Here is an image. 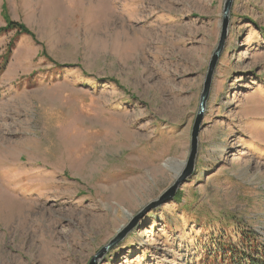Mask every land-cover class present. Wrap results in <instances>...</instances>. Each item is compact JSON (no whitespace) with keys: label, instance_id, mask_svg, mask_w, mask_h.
Listing matches in <instances>:
<instances>
[{"label":"rangeland","instance_id":"374dc122","mask_svg":"<svg viewBox=\"0 0 264 264\" xmlns=\"http://www.w3.org/2000/svg\"><path fill=\"white\" fill-rule=\"evenodd\" d=\"M225 3L0 0L33 34L0 36V264H91L175 183ZM198 144L95 264H264V0L233 1Z\"/></svg>","mask_w":264,"mask_h":264},{"label":"water","instance_id":"95a60500","mask_svg":"<svg viewBox=\"0 0 264 264\" xmlns=\"http://www.w3.org/2000/svg\"><path fill=\"white\" fill-rule=\"evenodd\" d=\"M234 0H226L225 7H224V17H223V24H222V35L220 39L219 46L217 50L215 51L210 65L208 74L206 77V81L204 84V89L201 94L200 98V107L198 111L197 118L195 120L192 134H191V151L188 157V161L184 164L183 169L179 173L178 177L176 178L175 183L168 188L156 201L152 202L150 205H148L146 208H144L135 218L134 220L128 225L123 232H120L116 238H114L108 245H106L104 248L101 249V251L92 259L91 264H95L96 261L104 256V254L112 248L114 245L119 243L126 235L127 233L131 232L138 224V221L140 218L150 212L151 210L167 203L168 201L174 199L182 186L183 182L193 173L196 165V159L199 152V134L201 131V126L203 122L204 113L206 110V104L207 100L209 98V93L211 89L212 79L214 75V71L216 68V65L218 63V60L223 52L225 41L227 39V33L229 28V19H230V11L233 6Z\"/></svg>","mask_w":264,"mask_h":264},{"label":"trees","instance_id":"16d2710c","mask_svg":"<svg viewBox=\"0 0 264 264\" xmlns=\"http://www.w3.org/2000/svg\"><path fill=\"white\" fill-rule=\"evenodd\" d=\"M10 31H16L20 35H30V36H33V34L29 31V29L24 24H21V23H18V22H13L11 20H8L5 27H0V36L3 35L6 32H10ZM12 45L13 44L11 42L10 45H9V47H12ZM247 261H251L252 264H257V262H254L252 260H247Z\"/></svg>","mask_w":264,"mask_h":264},{"label":"bare ground","instance_id":"6f19581e","mask_svg":"<svg viewBox=\"0 0 264 264\" xmlns=\"http://www.w3.org/2000/svg\"><path fill=\"white\" fill-rule=\"evenodd\" d=\"M2 139H0L1 141ZM125 187H123L122 185H120L119 187L115 188L112 192V195L109 197L111 198L112 196L116 199H119L120 196V200H123V198H125L127 196V191L124 190Z\"/></svg>","mask_w":264,"mask_h":264}]
</instances>
